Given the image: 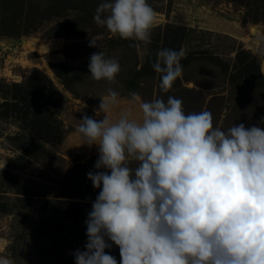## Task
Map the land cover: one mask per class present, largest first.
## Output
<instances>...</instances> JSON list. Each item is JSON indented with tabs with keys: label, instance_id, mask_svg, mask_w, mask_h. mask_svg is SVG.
Listing matches in <instances>:
<instances>
[{
	"label": "rangeland",
	"instance_id": "1",
	"mask_svg": "<svg viewBox=\"0 0 264 264\" xmlns=\"http://www.w3.org/2000/svg\"><path fill=\"white\" fill-rule=\"evenodd\" d=\"M103 2L0 0V256L14 264H75L72 253L85 250L99 194L87 173L99 152L77 126L84 115L104 119L96 110L110 87L120 94L110 122L124 112L142 122L141 102L169 96L185 114L211 112L224 131L264 117V0H147L156 13L150 42L99 26ZM163 48L186 53L168 93L152 67ZM99 51L119 60L115 83L89 73ZM105 251L120 264L118 246Z\"/></svg>",
	"mask_w": 264,
	"mask_h": 264
},
{
	"label": "clouds",
	"instance_id": "2",
	"mask_svg": "<svg viewBox=\"0 0 264 264\" xmlns=\"http://www.w3.org/2000/svg\"><path fill=\"white\" fill-rule=\"evenodd\" d=\"M155 19L147 0H105L94 15L111 34L146 42ZM89 46L98 48L96 39ZM185 56L183 48L158 50L152 67L162 93L182 77ZM88 69L111 84L121 65L99 51ZM119 95L110 87L96 110L104 119L84 115L77 126L98 147L87 177L99 194L75 264H117L105 251L113 244L120 264H264V117L224 131L213 127L211 112L185 114L182 99L169 96L141 102L142 122L129 112L110 122ZM0 264L14 261L0 256Z\"/></svg>",
	"mask_w": 264,
	"mask_h": 264
},
{
	"label": "trees",
	"instance_id": "3",
	"mask_svg": "<svg viewBox=\"0 0 264 264\" xmlns=\"http://www.w3.org/2000/svg\"><path fill=\"white\" fill-rule=\"evenodd\" d=\"M95 199H96V198H93V200H92V201H95Z\"/></svg>",
	"mask_w": 264,
	"mask_h": 264
}]
</instances>
